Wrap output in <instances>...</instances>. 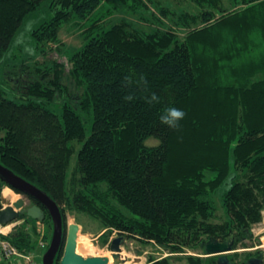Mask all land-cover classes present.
I'll return each instance as SVG.
<instances>
[{
    "label": "trees",
    "instance_id": "16d2710c",
    "mask_svg": "<svg viewBox=\"0 0 264 264\" xmlns=\"http://www.w3.org/2000/svg\"><path fill=\"white\" fill-rule=\"evenodd\" d=\"M46 1L0 0V60ZM51 1L53 17L32 32L39 54L61 41L60 26L71 19L87 25L86 41L69 68L48 60L44 72H10L26 102L0 87V163L51 196L63 220L66 207H75L167 249L182 242L179 230L208 228L216 211L210 191L226 181L232 153L244 179L225 191L227 220L214 224L210 240L249 247L264 211V0H190L197 12L159 0ZM173 107L184 119L163 123ZM74 139L82 146L69 178ZM208 170L215 180L205 179ZM19 218L24 222L2 239L29 254L36 242L28 223L35 221Z\"/></svg>",
    "mask_w": 264,
    "mask_h": 264
},
{
    "label": "rangeland",
    "instance_id": "374dc122",
    "mask_svg": "<svg viewBox=\"0 0 264 264\" xmlns=\"http://www.w3.org/2000/svg\"><path fill=\"white\" fill-rule=\"evenodd\" d=\"M162 3H169L176 12H181L185 10H190L191 12H197L200 7L194 4L190 0H159ZM228 5L230 0H221ZM114 3H105L104 9L108 8ZM226 5V6H227ZM171 10L173 11V9ZM54 11L52 10V1L47 0L44 5L36 10L35 12L29 14L25 20L23 26L21 27L19 33L15 37L9 51L5 54V57L0 60V87L5 90L6 97L13 99L17 102H26V98L20 96L18 87L16 88L15 79H11L14 76V71H23L29 66L34 70H41L44 72L43 67L48 68L51 66L48 60L58 61L59 63L65 64L67 68L70 67L69 60L71 57L77 53L84 45L86 39L83 36V29L87 26L83 23H79L77 19H71L67 23L65 22L60 26V42L49 44V48L45 46V53L39 54V51L35 48L33 42L32 32L34 29L40 27L43 23L51 20ZM115 16L121 18L124 16L122 12H116ZM114 16V17H115ZM170 19V20H169ZM167 19V25L173 27L171 18ZM120 19H112L109 25L114 24ZM175 27V26H174ZM182 32H180L181 38L185 36V29L180 27ZM38 56V57H37ZM40 67L39 69H36ZM12 72V76H10ZM73 92L76 91L72 88ZM53 109L57 114L61 113V104L52 105ZM243 120L241 119V123ZM92 128V119L87 125V131L85 139L90 136ZM150 144L158 145L159 141L157 139L151 140ZM71 146L74 147V154L71 157L70 165L68 168L69 178L73 175L74 169L78 163V153L82 146V140L74 139L70 142ZM229 175L226 178L224 184L220 187H215L217 190H211L210 196L214 202L216 211L214 218L208 221L209 225H205V230H195L191 233V230L183 228L177 232L182 234V242L173 241V243L166 248H164L161 243L155 239L151 240L149 243L146 240H140L139 237L128 236L126 233L119 230L117 227H111L101 218L95 217L87 212L76 209L75 207H66L64 210V228L67 229L71 224H77L80 227L78 235V254L85 258L89 257H105L111 253V244L116 238L123 236L124 242L122 244L121 257L126 259L124 264H152L154 261H160L166 259L168 264H219L217 259L220 255H207L205 250L201 248V243L207 244L210 242L214 235L212 227L214 224L225 223L227 220L226 211L224 209L223 195L228 186L232 184V181L237 179V176H241L244 179V175L239 167L235 166V157L230 153L229 160ZM205 179L207 181L215 180L216 172L211 170L205 171ZM218 176V175H217ZM237 177V178H236ZM213 178V179H212ZM227 183V185H226ZM4 197H9L12 201H16L22 196L11 188H4ZM28 200H25V205L28 206ZM113 205L119 208L123 214L127 217H131L132 213L127 207L122 206L117 201H113ZM262 221L252 228V233L254 239L247 241L249 247L239 246L233 252L228 253L234 257V261L237 263L246 262L250 257H257L262 252L264 256V211H263ZM33 220V219H32ZM28 223V229H33V236L35 237L36 248L29 255L39 264H43V257L45 252L48 250L49 245L53 236V222L52 221H37ZM24 222L22 218H18L12 222V227L10 228V235L13 233L17 226ZM9 229H6L7 232ZM0 231L2 229L0 228ZM206 231V232H205ZM200 234H199V233ZM213 232V233H212ZM198 233V234H197ZM197 234V235H196ZM217 234L222 235L223 233L218 232ZM0 233V241L3 236ZM196 236H198L196 238ZM204 241V242H203ZM65 247V243H63ZM48 246V247H47ZM204 246V245H203ZM47 247V248H46ZM174 249V250H173ZM62 253V254H60ZM59 253V264L63 257L64 248ZM26 254V253H25ZM112 254V253H111ZM22 259V258H21ZM19 258L8 259L0 252V264H23L25 263L23 259ZM247 259V260H246ZM3 261V262H1ZM198 261V262H197ZM264 264V263H263Z\"/></svg>",
    "mask_w": 264,
    "mask_h": 264
},
{
    "label": "water",
    "instance_id": "95a60500",
    "mask_svg": "<svg viewBox=\"0 0 264 264\" xmlns=\"http://www.w3.org/2000/svg\"><path fill=\"white\" fill-rule=\"evenodd\" d=\"M6 187L20 192L19 194L22 198L13 202L11 198L4 197L3 188ZM23 196L34 199L40 203V205L43 206L51 216L53 222V236L49 248L44 254L43 264H55L56 258L63 247L65 234V225L61 209L53 198L45 191L0 163V223L2 225L10 224L23 215H26L33 220L40 222L44 221L45 211L43 208L38 205L27 207ZM79 230L80 227L77 224H71L68 226L67 240L60 264H109V258L107 257L85 258L78 254L77 247ZM124 239L123 236H120L113 240L111 244V255L114 264H124L126 262V259L121 257V246ZM203 248L207 255H220L218 259L219 264H234L227 256L228 253H231L234 250L233 241L218 242L211 240L205 244ZM263 262L264 257L261 254V257L259 258L249 259L247 264H263Z\"/></svg>",
    "mask_w": 264,
    "mask_h": 264
},
{
    "label": "built area",
    "instance_id": "2783aa9c",
    "mask_svg": "<svg viewBox=\"0 0 264 264\" xmlns=\"http://www.w3.org/2000/svg\"><path fill=\"white\" fill-rule=\"evenodd\" d=\"M12 224L13 223H10L7 225H2L0 223V228L2 229V231H0V233L2 235H8L10 233V228L12 227ZM6 229H9V230L7 232H5ZM0 252L8 259H13V258L15 259V257L19 258V259L22 258L23 261L25 262L23 264H39L29 254L21 253L19 250H17L14 246H12L6 240L0 241Z\"/></svg>",
    "mask_w": 264,
    "mask_h": 264
},
{
    "label": "clouds",
    "instance_id": "9594fccd",
    "mask_svg": "<svg viewBox=\"0 0 264 264\" xmlns=\"http://www.w3.org/2000/svg\"><path fill=\"white\" fill-rule=\"evenodd\" d=\"M185 115L183 110L173 107L167 110V115L161 117V120L163 123L175 125L176 122L184 119Z\"/></svg>",
    "mask_w": 264,
    "mask_h": 264
},
{
    "label": "flooded vegetation",
    "instance_id": "af4514ba",
    "mask_svg": "<svg viewBox=\"0 0 264 264\" xmlns=\"http://www.w3.org/2000/svg\"><path fill=\"white\" fill-rule=\"evenodd\" d=\"M4 189V188H3ZM3 193H4V191H3ZM23 198L25 199V200H28V206L29 207H31V206H34V205H38V206H40L39 205V203L38 202H36L34 199H31V198H29V197H25V196H23ZM44 210V209H43ZM67 231H68V228L67 229H65V234H64V239H63V243H65L66 244V240H67ZM64 246V245H63ZM263 255V254H262ZM259 257H261L260 255H259ZM259 257H253V258H259ZM264 257V256H263Z\"/></svg>",
    "mask_w": 264,
    "mask_h": 264
},
{
    "label": "bare ground",
    "instance_id": "6f19581e",
    "mask_svg": "<svg viewBox=\"0 0 264 264\" xmlns=\"http://www.w3.org/2000/svg\"><path fill=\"white\" fill-rule=\"evenodd\" d=\"M105 257L109 258V264H114L111 253L106 255Z\"/></svg>",
    "mask_w": 264,
    "mask_h": 264
},
{
    "label": "crops",
    "instance_id": "0c3cea01",
    "mask_svg": "<svg viewBox=\"0 0 264 264\" xmlns=\"http://www.w3.org/2000/svg\"><path fill=\"white\" fill-rule=\"evenodd\" d=\"M1 262H3V261H1Z\"/></svg>",
    "mask_w": 264,
    "mask_h": 264
}]
</instances>
